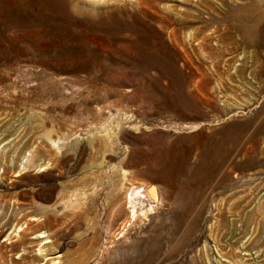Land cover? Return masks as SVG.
<instances>
[{
	"label": "rangeland",
	"instance_id": "obj_1",
	"mask_svg": "<svg viewBox=\"0 0 264 264\" xmlns=\"http://www.w3.org/2000/svg\"><path fill=\"white\" fill-rule=\"evenodd\" d=\"M59 262L264 264V0H0V264Z\"/></svg>",
	"mask_w": 264,
	"mask_h": 264
},
{
	"label": "bare ground",
	"instance_id": "obj_2",
	"mask_svg": "<svg viewBox=\"0 0 264 264\" xmlns=\"http://www.w3.org/2000/svg\"><path fill=\"white\" fill-rule=\"evenodd\" d=\"M139 194H143V195H146L151 201L153 200V198H152V195H154L155 194V192L154 191H152L151 190V188L150 187H146V188H144V190L143 191H141V192H138ZM137 194V193H136ZM138 195V194H137ZM133 195H131V197H132ZM151 196V197H150ZM154 201V200H153ZM149 211V210H148ZM148 211L147 212H143V213H141L142 214V216L143 217H147L148 216ZM151 211H152V209H151ZM150 211V212H151ZM132 215H133V217H136V212H135V210L134 211H132ZM51 247V246H50ZM248 247H246V249H247ZM61 262H59V264H60ZM19 264V263H18Z\"/></svg>",
	"mask_w": 264,
	"mask_h": 264
}]
</instances>
